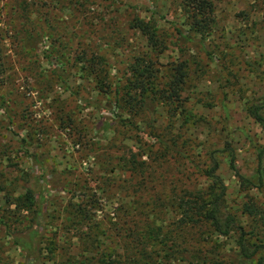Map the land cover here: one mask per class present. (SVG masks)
Returning a JSON list of instances; mask_svg holds the SVG:
<instances>
[{
  "label": "rangeland",
  "instance_id": "obj_1",
  "mask_svg": "<svg viewBox=\"0 0 264 264\" xmlns=\"http://www.w3.org/2000/svg\"><path fill=\"white\" fill-rule=\"evenodd\" d=\"M210 1L215 26L182 42L175 28L188 29V18L176 0H0V264H97L103 252L125 253L124 227L136 222L161 226L160 237L174 234L177 197L209 187L203 169L226 143L239 171L254 174L255 146L264 143L250 113L264 103L263 0ZM135 15L154 18L166 35L154 89L163 87L171 63L187 61L189 75L179 101L150 94L132 116L115 95L148 51L130 24ZM101 81L111 87L101 89ZM106 118L115 129L98 138L93 127ZM215 156L227 186L224 208L250 241H264V227L241 210L246 190L230 154ZM42 171L56 188L43 205L40 253L28 263L15 238L32 214L15 203L26 174ZM249 192L264 209V186ZM78 203L89 210L85 222L73 217ZM180 228L179 252L160 257L162 264H230L236 255V234Z\"/></svg>",
  "mask_w": 264,
  "mask_h": 264
},
{
  "label": "trees",
  "instance_id": "obj_2",
  "mask_svg": "<svg viewBox=\"0 0 264 264\" xmlns=\"http://www.w3.org/2000/svg\"><path fill=\"white\" fill-rule=\"evenodd\" d=\"M176 1L185 10L188 18V29L175 28L179 40L191 42L195 35L199 34L203 37L209 34L216 23L213 3L210 0ZM262 15L264 17V0ZM130 24L145 37L148 51L135 59L131 77L127 79L125 84L127 88L120 96H117V91H115V99H118L120 105L128 108L133 116L145 107V97L150 94L156 95L158 92V98H164L169 104L179 101L189 70L185 60L171 63L163 87L156 91L153 82H155L159 70L157 66L158 57L167 47L166 35L160 31L154 18L147 20L135 15ZM101 84V89L102 87L106 89L111 87L105 81H101ZM263 110L264 103L254 104L250 107L251 115L264 130ZM204 121L203 118L199 119L200 124ZM115 124V119H103L93 127V132L98 138H105L115 129ZM223 151L230 154V168L239 179L242 188L246 190L244 200L241 203L243 214L251 217L257 227L259 225L264 227V209L259 206L253 194L249 192L253 189L258 192L262 191L264 186V143L255 146L256 167L251 176L239 171L235 161L234 149L226 143L222 148L211 151L210 163L207 168L203 169L204 174L210 179L209 187L190 190L177 197V209L180 211L181 217L172 229L174 234L160 237L162 227L158 226L155 231L154 225L150 224L138 226L136 222L130 226H125V236L129 240V246H127L125 253L103 252L98 257L97 264H162L160 257L176 256L179 252L181 240L179 242L178 240L181 234L178 230H181L180 227L186 224L191 226L207 225L218 236L227 237L236 234L235 242L238 250L236 255L230 258V264H264V241L259 243L250 241L245 227L238 224L234 214L223 206L227 186L217 173L219 161L215 156L216 153ZM44 176V171L39 175L26 174L22 184L24 193L18 196V202L15 203L17 207H20V210L23 209L32 214L29 224L22 230L21 236L18 235L15 238V243L27 251L28 263H32V260L40 253L42 243L40 232L44 229L43 205L47 199L48 191L56 188L51 186L50 180ZM6 194L8 193L6 192ZM12 204L11 201H7V205ZM86 208V205L82 203L73 206V217L76 218L77 222H82V220L85 222L87 212H89V210L85 211ZM143 212L144 210H141L139 214L143 215ZM122 229L123 227H120V230ZM36 239H38L37 247L34 250L31 245ZM94 246L96 247V244ZM52 248L50 243L47 249L54 254ZM129 251L132 255L128 254ZM66 264H71V262L67 259Z\"/></svg>",
  "mask_w": 264,
  "mask_h": 264
}]
</instances>
